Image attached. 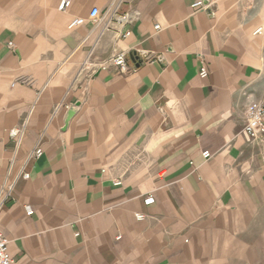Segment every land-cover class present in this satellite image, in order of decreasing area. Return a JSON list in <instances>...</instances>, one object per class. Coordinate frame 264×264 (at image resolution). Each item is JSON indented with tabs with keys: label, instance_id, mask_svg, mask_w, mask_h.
Segmentation results:
<instances>
[{
	"label": "crops",
	"instance_id": "obj_1",
	"mask_svg": "<svg viewBox=\"0 0 264 264\" xmlns=\"http://www.w3.org/2000/svg\"><path fill=\"white\" fill-rule=\"evenodd\" d=\"M61 1L0 0L10 264H264V0Z\"/></svg>",
	"mask_w": 264,
	"mask_h": 264
},
{
	"label": "built area",
	"instance_id": "obj_2",
	"mask_svg": "<svg viewBox=\"0 0 264 264\" xmlns=\"http://www.w3.org/2000/svg\"><path fill=\"white\" fill-rule=\"evenodd\" d=\"M70 5L69 1L63 0L60 2L58 6L59 11H63L68 8ZM194 9H202L203 4L202 1H196L193 6ZM99 16L98 9H92L89 15L91 20L96 19ZM110 19H114L117 24H127L132 20L129 16H116L114 11H111ZM83 19H75L73 20L69 28L72 29L74 27H78L83 25ZM155 30H158V26L154 27ZM128 35V32L124 33L121 37L125 38ZM111 63L118 67L121 71L126 72L128 69L127 66V57L124 54L118 53L112 59ZM198 75L200 78H205L208 75V72L205 67H201L199 69ZM25 83V82H23ZM245 116V124L243 128V132L251 139H257L261 134L264 133V101H251L249 102L244 111ZM9 138L15 142V144L19 145L25 135V127L22 126L20 128H13L8 133ZM42 151L39 147H35L31 150L26 160H37L41 157ZM202 158L207 160L210 158L209 152H203ZM22 180H27L29 176L27 174H22L20 176ZM12 192V185L8 186L6 189L2 190L0 193V208L5 203V201L10 197ZM153 197L151 195L147 196L144 203L146 205L153 203ZM31 211H28L27 214L31 215ZM142 218L141 215H136V219L140 220ZM10 254L8 251V241L6 238L0 235V264H10Z\"/></svg>",
	"mask_w": 264,
	"mask_h": 264
},
{
	"label": "water",
	"instance_id": "obj_3",
	"mask_svg": "<svg viewBox=\"0 0 264 264\" xmlns=\"http://www.w3.org/2000/svg\"><path fill=\"white\" fill-rule=\"evenodd\" d=\"M202 4H203V2H202Z\"/></svg>",
	"mask_w": 264,
	"mask_h": 264
}]
</instances>
